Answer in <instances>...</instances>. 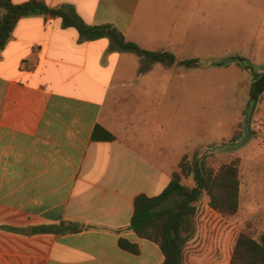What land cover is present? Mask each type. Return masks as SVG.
<instances>
[{"label":"crops","instance_id":"crops-1","mask_svg":"<svg viewBox=\"0 0 264 264\" xmlns=\"http://www.w3.org/2000/svg\"><path fill=\"white\" fill-rule=\"evenodd\" d=\"M40 1L92 27L113 25L144 50L189 61L192 41L186 36L179 43L175 22H151L161 0ZM209 3L218 0H199V7ZM152 30L167 31L166 39ZM129 54L108 39L85 41L62 20L40 15L21 20L0 51V264L163 263L149 241L153 260L143 258L145 240L128 227L136 197L160 195L180 160L171 164L166 141L139 136L137 121L126 124L120 110L174 72L141 69L139 63H151ZM98 125L114 140L94 141ZM62 222L91 228L58 235ZM121 238L141 253L122 250Z\"/></svg>","mask_w":264,"mask_h":264},{"label":"rangeland","instance_id":"rangeland-1","mask_svg":"<svg viewBox=\"0 0 264 264\" xmlns=\"http://www.w3.org/2000/svg\"><path fill=\"white\" fill-rule=\"evenodd\" d=\"M165 3L161 0L151 22L154 27L175 22L179 43L186 36L192 41L186 60L198 62L191 67L139 63L141 69H169L174 75L160 79V89L122 103L120 113L126 124L137 121L134 128L139 136L162 137L169 146L171 164L188 154L192 163L204 159L217 171L239 160L238 213L219 214L203 194L185 250V264H230L241 233L258 241L264 235V90L258 100L252 94L264 76V0H218L216 6L209 3L201 8L199 0ZM155 31L161 40L166 39L167 31L149 33ZM238 135L242 138L235 141ZM184 184L195 186L192 177ZM140 243L143 258L152 261L150 243Z\"/></svg>","mask_w":264,"mask_h":264},{"label":"trees","instance_id":"trees-1","mask_svg":"<svg viewBox=\"0 0 264 264\" xmlns=\"http://www.w3.org/2000/svg\"><path fill=\"white\" fill-rule=\"evenodd\" d=\"M47 16L62 20L66 28H74L81 39L96 41L108 39L112 47L122 53H134L144 61L172 66L177 63L174 54L150 52L126 40L113 25L92 27L85 24L75 13L65 8H51L45 1L32 0L16 5L11 0H0V51L8 44L19 22L30 16ZM197 60L181 62L191 67ZM262 78V77H261ZM255 86L252 88L254 94ZM242 138L235 137V141ZM94 141H112L114 136L98 125L93 134ZM235 160L215 171L202 159L192 163L188 154L182 156L178 170L171 174L168 187L158 196L139 195L135 199L134 214L128 227L139 239L156 244L161 250L162 264H185V250L193 234L189 229L196 215V205L205 194L211 209L231 217L240 207V166ZM193 178L194 187H188L184 180ZM91 227L62 222L58 235H74ZM119 247L133 255H139L141 248L128 239L121 238ZM230 264H264V235L261 241L247 233H241L236 241Z\"/></svg>","mask_w":264,"mask_h":264},{"label":"water","instance_id":"water-1","mask_svg":"<svg viewBox=\"0 0 264 264\" xmlns=\"http://www.w3.org/2000/svg\"><path fill=\"white\" fill-rule=\"evenodd\" d=\"M263 90H264V76L256 84L253 99L258 100V97H259L260 93H262Z\"/></svg>","mask_w":264,"mask_h":264}]
</instances>
